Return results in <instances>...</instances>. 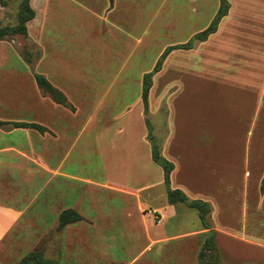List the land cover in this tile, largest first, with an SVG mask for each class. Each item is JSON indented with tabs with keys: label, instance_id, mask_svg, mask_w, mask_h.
Returning <instances> with one entry per match:
<instances>
[{
	"label": "crops",
	"instance_id": "1",
	"mask_svg": "<svg viewBox=\"0 0 264 264\" xmlns=\"http://www.w3.org/2000/svg\"><path fill=\"white\" fill-rule=\"evenodd\" d=\"M198 1L190 0L191 6ZM141 5V0H40L38 21L32 0L36 17L28 24V36L39 45L40 59L29 63L19 57L23 70L8 69L0 62V86L13 83L17 89L13 97L0 91V121L27 125L0 128V264H18L38 245L45 259L61 264H194L210 230L201 222L189 230L177 226L167 232L163 226L164 221L179 225L181 211L180 204L168 203L163 170L152 160L142 102L143 77L148 72L139 73L133 92L132 105H142L143 118L131 117L113 129V121L126 113L108 111L115 99H109L113 88L124 83L127 94L133 77L129 73L119 81L122 70H130L132 41L141 40L136 32ZM232 7L223 21L230 18ZM183 20L181 15L175 19L174 40L160 50V56L168 47L188 43ZM95 33L101 38H94ZM193 35L190 28L188 36ZM180 50L187 54L192 49L173 50L167 57ZM119 57H124L119 70H110ZM35 74L61 92L70 108L44 93ZM153 92L152 85L149 111ZM169 140L162 154L175 165L171 187L188 193L190 199L210 203L225 216L236 198L219 196L212 206V199L202 192L198 197L178 186L179 151L172 147L168 154ZM82 168L87 169L83 174ZM262 175L260 181L264 171ZM111 197L125 206H104V198ZM242 201L248 220L239 229L225 220L217 222L218 264H264V188L245 192ZM66 210L76 211L81 220L59 229V217ZM115 232L125 239L115 241L109 235ZM24 247L32 250L21 254ZM120 253L127 258L123 260Z\"/></svg>",
	"mask_w": 264,
	"mask_h": 264
},
{
	"label": "rangeland",
	"instance_id": "2",
	"mask_svg": "<svg viewBox=\"0 0 264 264\" xmlns=\"http://www.w3.org/2000/svg\"><path fill=\"white\" fill-rule=\"evenodd\" d=\"M219 1L199 0L192 7L190 0H141V20L136 30L141 40L138 44L137 40L132 41L135 49L127 65L130 70L123 69L119 81L125 80L129 73L133 77L129 81L127 94L124 83L118 84L109 98L115 99L108 111L114 115L126 113L120 120L113 121V129L120 127V124L125 125L131 117L135 120L142 117V105L136 108L132 105L136 78L142 70L151 71L160 56V50L162 52L164 46L173 42L175 31L172 26L175 19L180 15L184 17L182 26L187 25L189 42L193 38L188 36L190 28L195 35L209 26L218 10ZM229 3L234 10L230 18L221 21L216 36L207 40L206 44L194 41L189 53L176 51L171 59L167 57L164 61L161 74L152 79L154 92L148 115L153 125L152 134L161 152L168 138V154L174 148L179 151L178 186L183 189L187 187L190 194L212 199V206H216L219 196L237 199L225 216L218 215L213 206L209 221L215 232L218 220H225L226 225L237 229L244 221L247 222L243 196L245 192L262 189L263 180L260 181V178L264 171V0H229ZM21 4L22 0H7V5L0 7V30L19 28ZM35 7L39 12V21L42 17L40 0H35ZM30 22L26 24L27 28ZM5 31L0 36V48L4 51L1 52L0 62L6 68L23 70L25 64L22 60L31 63L33 59L38 62L40 47L31 42L28 32ZM92 36L100 37L98 33ZM123 58L112 62L110 70H119ZM13 86V83L0 86V91L7 96H16L14 92L17 89H13ZM120 92L123 95H119ZM146 132L148 137V129ZM83 141L82 137V144ZM86 170L82 168V174ZM198 191L203 194L199 195ZM102 203L115 209L125 206L116 197L104 198ZM179 210V225L174 221L163 222L167 232L176 231L179 228L177 226L189 230L200 225L198 213L194 209L180 204ZM150 215L157 222L161 221L152 211ZM110 234L115 241L125 239L120 232ZM19 250L25 254L32 249L24 247ZM115 250L119 251L118 248ZM200 250L194 264H199ZM33 251L43 254L39 245ZM126 258L122 254V259ZM204 258L208 263L218 264L213 252L207 253Z\"/></svg>",
	"mask_w": 264,
	"mask_h": 264
},
{
	"label": "trees",
	"instance_id": "3",
	"mask_svg": "<svg viewBox=\"0 0 264 264\" xmlns=\"http://www.w3.org/2000/svg\"><path fill=\"white\" fill-rule=\"evenodd\" d=\"M31 2L32 0H22L19 28L18 29H15V28L5 29V30L10 31L12 33L18 32V30L23 33L28 32V28L26 24L32 21L33 19H35L36 17V11L32 8ZM6 5H7V0H0V7H5ZM229 11H230L229 0H220L218 10L208 27L205 28L203 31L195 34L192 40L189 41L187 44L168 47L161 54L160 58L156 62L152 71L146 73L143 77L142 102H143V108H144L145 121H146L147 129H148V139L151 143V148H152V160L154 161V163L160 166L163 170L164 184L167 189L168 203L170 205L186 204L189 208L194 209L198 213V216H199V219H200V222L203 228L210 230L198 254L199 264H214L212 262L208 263L205 261L204 257L207 255V253L213 252L215 256H217V260H218V247H217V242H216V232L212 230V226L209 221L212 207L210 203L206 201H203L200 199H190L187 196V194L183 192L181 189H173L171 187V174L175 169V165L173 162L169 161L167 158H165L162 155L161 149L156 143L154 136L152 134L153 127L148 119L149 94H150V90L153 85L152 79L155 74L161 71L163 62L165 61L169 53L173 50H178V49H192L194 41L206 42L211 35L215 34L218 31L221 21L229 14ZM5 30H0V36L1 34L6 33ZM0 40H1V37H0ZM34 78H35V81L38 87L44 93H48L55 102L65 107L69 106L65 96L61 92H59L57 89H55L44 76L40 74H35ZM9 126L25 127L27 125L21 124V123H7V122L0 121V128H8ZM263 188H264V178L262 181V190ZM59 220H60L59 229H62L68 224L80 221L81 217L74 210H66L60 215ZM18 264H61V263H59L56 260L45 259L43 254L40 251H32L28 253Z\"/></svg>",
	"mask_w": 264,
	"mask_h": 264
},
{
	"label": "built area",
	"instance_id": "4",
	"mask_svg": "<svg viewBox=\"0 0 264 264\" xmlns=\"http://www.w3.org/2000/svg\"><path fill=\"white\" fill-rule=\"evenodd\" d=\"M156 217H158V216H156Z\"/></svg>",
	"mask_w": 264,
	"mask_h": 264
}]
</instances>
